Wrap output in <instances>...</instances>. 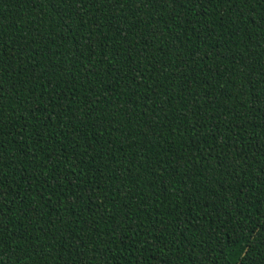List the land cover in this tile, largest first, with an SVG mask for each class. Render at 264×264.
<instances>
[{"label": "trees", "instance_id": "1", "mask_svg": "<svg viewBox=\"0 0 264 264\" xmlns=\"http://www.w3.org/2000/svg\"><path fill=\"white\" fill-rule=\"evenodd\" d=\"M0 264H264V0H0Z\"/></svg>", "mask_w": 264, "mask_h": 264}]
</instances>
